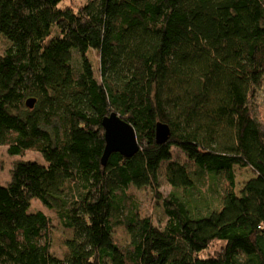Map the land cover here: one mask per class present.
Masks as SVG:
<instances>
[{"label": "trees", "instance_id": "16d2710c", "mask_svg": "<svg viewBox=\"0 0 264 264\" xmlns=\"http://www.w3.org/2000/svg\"><path fill=\"white\" fill-rule=\"evenodd\" d=\"M62 1L0 0V147L46 161L16 160L0 184V264H264V0ZM112 111L140 150L103 165ZM34 200L71 231L63 256Z\"/></svg>", "mask_w": 264, "mask_h": 264}, {"label": "rangeland", "instance_id": "374dc122", "mask_svg": "<svg viewBox=\"0 0 264 264\" xmlns=\"http://www.w3.org/2000/svg\"><path fill=\"white\" fill-rule=\"evenodd\" d=\"M74 2L72 0H64L61 5H72ZM76 5V3H75ZM7 46V40L3 35H0V51L2 52ZM89 58L95 69L99 66V60L95 53H88ZM263 96L257 98L258 111L260 115V119L264 122V91L262 92ZM174 153L177 158L184 160V153H182L179 149L174 148ZM16 160H36L40 163L46 164V161L41 153L33 150H27L24 154L12 156L8 154L7 147H0V184H6L10 180L11 168L13 167V163ZM163 173V172H161ZM238 174V183L240 186L251 177L252 171L249 169L241 170L237 168ZM161 186L159 190L165 195L168 193L170 186L167 184L165 178L161 177ZM134 193L137 199L141 202V206L143 212L146 214H150L157 221H162L164 219L162 207L159 204V200L155 197L152 191L148 188H141L134 190ZM33 210H43L51 221V242H52V251L58 256H63L66 250L65 240L66 238L71 236V231L63 226L57 214L43 206L40 201L34 200L32 203ZM89 214L94 220L96 225L99 224L97 214L98 211L96 207L89 206ZM114 236L116 237L118 243L126 244L129 241V234L126 232L125 228L122 226H118L115 228Z\"/></svg>", "mask_w": 264, "mask_h": 264}, {"label": "water", "instance_id": "95a60500", "mask_svg": "<svg viewBox=\"0 0 264 264\" xmlns=\"http://www.w3.org/2000/svg\"><path fill=\"white\" fill-rule=\"evenodd\" d=\"M36 99L30 97L26 100V105L33 108ZM105 129V149L102 156V164L106 165L110 155L118 152L126 157H132L140 150V143L134 126L122 118L117 112L112 111L102 120ZM171 135L169 125L158 123L156 131V141L166 142Z\"/></svg>", "mask_w": 264, "mask_h": 264}]
</instances>
